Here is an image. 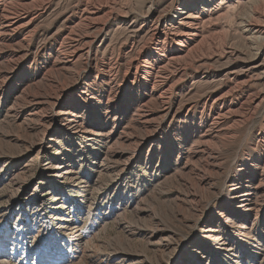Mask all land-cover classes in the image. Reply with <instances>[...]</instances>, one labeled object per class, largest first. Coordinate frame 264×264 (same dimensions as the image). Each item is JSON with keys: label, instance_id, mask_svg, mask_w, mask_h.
<instances>
[{"label": "rangeland", "instance_id": "374dc122", "mask_svg": "<svg viewBox=\"0 0 264 264\" xmlns=\"http://www.w3.org/2000/svg\"><path fill=\"white\" fill-rule=\"evenodd\" d=\"M75 1L59 2L51 8L52 13ZM116 2L147 14L145 0ZM246 7L229 11L244 15L248 13ZM230 15L217 23L215 32L224 30L222 36L214 35L209 43L216 49L224 45L228 51H240L238 55L243 57L249 48L235 21L228 22ZM47 19L39 22L40 28L33 37H26L24 46L16 45L0 53V262L49 264L58 259L63 264H189L186 251L204 256L207 251L191 240L198 233L196 240L201 242L204 232L201 226L196 232L189 220L196 210L199 215L208 210L220 212L222 202L218 196L224 183L237 182L247 166L261 171L259 153L248 147L255 149L251 142H255L259 131H264V101L258 110L249 112L251 115L239 127L240 135L231 141L223 173L212 187L205 185L200 192L202 200H210V208L191 210L186 201L180 216L175 212L179 198L183 200L192 189L179 177L177 163L187 162L189 168L195 165L189 155V141L193 138L184 136L190 125L179 122L180 118H169L160 123L153 135L135 128L130 141L119 148L120 142L113 145L114 132L124 125L132 126L131 113L107 116L103 102L94 100L89 109L85 104L68 106L62 102L34 107L32 94H41L47 83L40 72L46 68L49 52L42 50L47 48L46 40L55 30L48 25L51 19ZM115 26L113 21L111 30L117 31ZM123 38L124 34L117 31L114 41ZM226 56L225 53L221 59L225 67ZM260 71L264 72V65L250 74L253 88L264 97V73ZM80 77L79 81L90 87L84 100L96 98L98 87L92 85V80L84 79L85 75ZM70 78L68 74L61 77L62 81ZM207 86L194 82L191 87L201 93ZM46 92L49 96L48 88ZM235 152L239 153L238 159ZM57 167L63 170L58 171ZM193 177L189 176L191 180ZM155 223L163 225L167 232H159L166 235L159 245L154 243L158 233L146 238ZM71 225H75L76 232L69 229ZM242 227L225 230L213 226L212 239L204 240L206 249L214 247L208 264H264V240L255 237L256 221L250 219ZM82 249H89L93 255L82 254Z\"/></svg>", "mask_w": 264, "mask_h": 264}, {"label": "bare ground", "instance_id": "6f19581e", "mask_svg": "<svg viewBox=\"0 0 264 264\" xmlns=\"http://www.w3.org/2000/svg\"><path fill=\"white\" fill-rule=\"evenodd\" d=\"M61 1L64 0H0V53L16 45L24 46L26 37H33L40 28L41 20L49 18L48 25L55 27L46 40L47 48L42 50L49 52L46 68L39 71L47 83L41 94H32L34 107L40 103L51 107L62 102V105L69 103L68 106L85 104L89 109L94 105H90V101L94 100L103 102L107 116L115 118L131 113L132 126L124 125L114 132L113 145L120 142L119 148L130 141L135 128L153 135L166 119L180 118L179 122L190 125L184 136L193 138L189 141V155L195 165L189 168L187 162L177 163L179 177L192 190L188 189L183 200L179 198L175 212L183 214L186 201L191 210L201 206L209 209L210 200H202L200 192L223 173L230 157L231 141L240 135L239 127L251 115L249 112L258 110L264 101L262 93L253 88L250 74L264 65V57H261L264 0H145L146 15L125 8L116 0H76L52 13L51 8ZM241 5H247V14L229 11ZM227 15L231 18L228 22L235 21L237 31L249 48V52L244 53L249 57L247 61L238 55L240 51H228L224 45L216 49L209 43L214 35L224 33V30L216 33L215 29ZM113 21L117 31L124 34L120 41H114L117 31L111 30ZM225 53L226 67L221 64ZM233 62L240 64L235 66ZM53 74L56 76H51ZM67 74L71 75L70 80L62 81L61 77ZM84 75V79L92 80V85L98 87L96 98L84 100L86 89L90 88L87 82L79 81ZM194 82L208 86L198 93V89L194 91L191 87ZM134 137L139 139L138 135ZM251 143L255 149L248 148L259 153L261 171L250 166L244 171L243 167L242 178L234 184L228 185V180L224 183L218 196L222 202L220 212L208 210L199 215L196 210L189 220L196 232L201 226L205 239H212L215 225L225 230L232 227L241 230L251 219L257 224L255 237L264 240V131H259L255 142ZM243 153L249 157L248 152L243 150ZM235 154L238 159L239 153ZM187 168L190 171L186 172ZM59 169L63 170L57 167ZM69 229L74 230L75 225ZM148 231L145 236L148 239L159 234L155 245L165 240L166 235L159 233L166 232L163 225ZM197 235L191 239L192 243L198 242V248L207 252L199 256L186 251L188 263L208 264V255L214 247L206 249V240L199 242ZM90 252L82 249V254L90 256ZM57 260L49 264L62 263Z\"/></svg>", "mask_w": 264, "mask_h": 264}]
</instances>
